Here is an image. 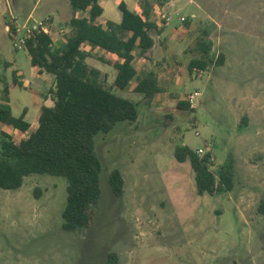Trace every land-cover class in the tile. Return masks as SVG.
<instances>
[{"label": "rangeland", "instance_id": "374dc122", "mask_svg": "<svg viewBox=\"0 0 264 264\" xmlns=\"http://www.w3.org/2000/svg\"><path fill=\"white\" fill-rule=\"evenodd\" d=\"M152 3L155 44L150 58L136 52V67L140 76L157 73L162 92L146 97L114 90L133 100L139 115L95 137L103 169L93 223L64 229L67 179L33 173L18 189L0 188V264H105L111 251L119 264H264V0ZM34 6L30 25L42 20L59 46L67 42L70 19L86 14L68 0H0V95L9 103L11 90L12 111L27 113L31 130L41 107L53 104L54 76L33 74L28 50L16 45L7 25L25 24L29 19L20 16L17 23L10 16ZM121 16L116 5L102 19L119 22ZM205 30L224 63L190 72L196 57L190 47ZM90 63L113 81V67ZM7 132L14 143L30 133ZM180 145L202 148L200 157L211 153L215 171L233 157V187L200 194L191 162L175 158ZM115 169L125 180L122 195L110 181Z\"/></svg>", "mask_w": 264, "mask_h": 264}, {"label": "trees", "instance_id": "16d2710c", "mask_svg": "<svg viewBox=\"0 0 264 264\" xmlns=\"http://www.w3.org/2000/svg\"><path fill=\"white\" fill-rule=\"evenodd\" d=\"M69 1L74 9L86 14L70 19L71 31L64 45L55 44L51 35L42 30L28 37L25 45L32 65L40 73L48 72L54 76L48 91L53 104L41 107L38 126L31 130V123L25 116H16L0 95V139H3L0 188L18 189L33 173L65 177L67 200L62 213L63 228L75 230L93 223L102 195L103 163L96 149V135L111 131L119 122H134L139 115L138 105L114 90L130 89L154 97L162 92V87L154 71H145L140 76L136 67V52L148 58L147 53L155 44L150 32L157 24L152 19L153 3L150 0H139L138 10H131L121 1L120 23L101 21L104 9L100 0ZM14 29V24L9 23L11 38ZM213 45L205 30L190 47L196 55L189 63L190 72L224 63L223 54L216 57L212 53ZM89 58L113 67L115 77L111 83L108 73L90 65ZM3 92L8 97L9 90L5 88ZM178 105L189 107L191 104L181 101ZM5 129L16 130L20 135L30 133L19 143H14ZM175 158L179 162H191L200 194L212 193L217 187H233V157L217 171L212 169L211 153L200 157L188 145L178 146ZM110 181L113 191L122 195L125 180L121 171L113 170ZM38 193L37 189V196ZM261 209L264 210V201ZM105 264H119L118 253L111 251Z\"/></svg>", "mask_w": 264, "mask_h": 264}, {"label": "crops", "instance_id": "0c3cea01", "mask_svg": "<svg viewBox=\"0 0 264 264\" xmlns=\"http://www.w3.org/2000/svg\"><path fill=\"white\" fill-rule=\"evenodd\" d=\"M69 1V0H68ZM101 1V5L103 6V9H104V11H103V15L106 13V10H107V8H109V9H112V7L113 6H118L119 7V4H120V2L121 1H124L126 4H127V6L131 9V10H138V8H139V0H131V1H133V6H130V4H129V2H130V0H100ZM70 2V1H69ZM50 8H52V14L53 15H55V17L57 18V19H61V12H60V8H58V7H50ZM36 9V7L34 6L33 8H32V10H30V11H28V10H25L24 12H19V11H17V12H14V15H12L11 14V16L10 17H12V18H14L15 20H16V22L17 23H19L20 21V18L22 17V18H25V20H27V19H31L32 18V16L34 15V10ZM121 11V10H120ZM102 15V16H103ZM121 15H122V12H121ZM21 16V17H20ZM76 16H79V14H77ZM107 20H109V19H102V17H101V21L102 22H105V21H107ZM121 20H122V16H121V19H120V21L119 22H116V21H114V22H116V23H120L121 22ZM112 21V20H111ZM6 25H7V23H6ZM8 26V30H9V24L7 25ZM147 55H148V53H147ZM31 58V57H30ZM148 58H150L149 57V55H148ZM90 60H92V61H96V60H94V59H92V58H89L87 61H88V63L90 64V65H92L91 63H90ZM33 66V65H32ZM92 66H94V67H97V66H95V65H92ZM97 68H99V67H97ZM99 69H101V68H99ZM102 70V69H101ZM14 71H18V73L17 74H22L18 69H13V72ZM39 74V76L40 75H45V73L46 72H43V73H40L39 72V69L37 68V67H35V66H33V74ZM157 74V73H156ZM158 75V74H157ZM158 78H159V76H158ZM12 89V88H11ZM10 95V102H9V105L12 103V99H11V90H10V93H9ZM40 111H41V109H40ZM39 111V112H40ZM22 114V113H21ZM20 114V115H21ZM39 115H40V113H39ZM25 119H27V120H29L27 117H28V114L27 113H25ZM38 120H39V118H38ZM30 123H31V121H29ZM37 126H38V124H37ZM37 126H35L34 127V129L37 127ZM31 127H32V125H31ZM6 131H16V130H9V129H5ZM33 130V129H32ZM17 132V131H16ZM28 136V135H27ZM27 136H25V137H27Z\"/></svg>", "mask_w": 264, "mask_h": 264}, {"label": "built area", "instance_id": "2783aa9c", "mask_svg": "<svg viewBox=\"0 0 264 264\" xmlns=\"http://www.w3.org/2000/svg\"><path fill=\"white\" fill-rule=\"evenodd\" d=\"M152 2V0H150ZM162 18H165V20H171V17L167 14H161ZM182 20H185L184 17H182ZM31 19H29L25 24L22 25H14L15 29H14V41L16 42V45L19 48H23V46L26 45V41L28 39V37H30L35 31L37 30H42L46 33H48V29L47 27L44 25L43 21H37V19L35 20V22H32L34 25H30ZM22 34V35H21ZM194 95H192L193 98ZM198 154H201L203 152V149L200 148L197 150Z\"/></svg>", "mask_w": 264, "mask_h": 264}]
</instances>
